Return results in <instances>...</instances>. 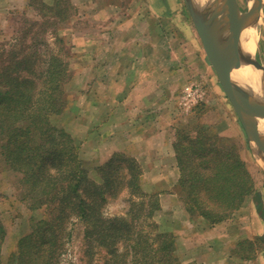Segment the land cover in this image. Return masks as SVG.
<instances>
[{
  "label": "crops",
  "instance_id": "crops-1",
  "mask_svg": "<svg viewBox=\"0 0 264 264\" xmlns=\"http://www.w3.org/2000/svg\"><path fill=\"white\" fill-rule=\"evenodd\" d=\"M36 1L42 3L41 1L46 0H34V2ZM72 1L87 3L92 0H48L50 33L58 36L62 41L65 39L63 40V36L58 34V25L62 24L63 29H66V26L68 29L69 26L72 28L75 18L89 14L73 13ZM104 1L107 4L106 7L111 9L104 12H114L111 15L114 27L108 31L109 33L116 31L119 27L128 28L125 26L129 19L141 23L145 20L147 29L136 30L134 27L135 30L132 29L130 34L122 35L118 45L114 42L111 48L115 51L118 50L119 55H115L116 59L90 60L89 63L83 64L88 66L85 69L89 71L87 74L91 73L90 75L93 77L88 76L90 77L88 82L96 80L99 83L97 91L92 90L88 95L87 106L90 108V103L97 99L101 102L102 109L110 107L103 111V114L108 113L110 122L114 125H135V127L132 126V129L136 130V135L139 136H136L135 139L137 143H132L134 151L131 146L128 147L132 156L140 164L142 171H145L146 177L162 179L165 187L173 188L181 177L177 151L174 148L178 140L175 134L177 126L179 128L180 125L189 124L187 127L190 129L193 128L192 126L195 127L192 124L203 123L197 127H200L202 131L205 130L206 133L211 131L210 134L227 143L228 141L233 143V137H238L239 131L243 130L241 125L239 127L233 122L232 115L229 114L232 110L234 113L235 111L219 83L217 74L219 89L213 88L207 93L206 89L204 90L200 85L194 88L196 86L194 83L186 84L177 89L175 92L177 96L170 97L171 100L167 101V104L162 99L164 93L158 92L160 86L165 91L168 88L167 85L161 84L159 87L157 85L166 73L170 74L172 66L181 64L176 58H171V55H168L170 46L176 45L179 48L182 46L179 40H170L173 39V36L181 35L183 40L189 42L188 46H191L192 52L196 59H199L202 68L207 70L208 65L213 68V60L218 56L232 33V29L228 30L232 22L228 23L231 17L228 15L225 0H209L200 7H195L192 0ZM31 2L32 0H0V36L2 32L6 41L10 40L11 42L6 45L12 44L25 34L26 29L19 31L16 29L19 20L24 19L25 12L17 11L32 9L35 5H32ZM235 2L243 17L249 13L250 9H253L251 27L255 26L257 32L256 49L248 55L243 52L240 68L243 65L254 68L261 76L260 85L262 87L260 88L264 90V0H235ZM219 10L220 13L217 12ZM223 12L225 13L222 17ZM16 15L17 17H15ZM38 17L40 18V16ZM16 18L17 22L14 21ZM260 20H262V25ZM209 21L213 24L214 22L219 23V25L223 23L226 28L216 38L214 49H211L208 44L209 27L207 23ZM2 23L3 30L1 29ZM101 25L102 31L105 30L106 33V28H104L106 22ZM84 27L86 28L83 33L86 29H92L90 23H86ZM193 30L197 37L193 36ZM165 32L166 44L163 38ZM16 33L19 34L18 37L13 36ZM76 33L77 31L73 32V30H70V33L67 32L68 38L65 43L70 39V34L73 37ZM134 33H143L142 38L133 39ZM111 36L112 34L109 35V38ZM86 38L90 39V37ZM87 47L92 51L89 44ZM97 67L98 70H96ZM124 68H127V71ZM172 81L173 83L179 82L178 79ZM241 88L245 96L247 111L258 125V120H264V102L260 103L251 99L246 88ZM187 89H192L195 94L187 93ZM197 90L201 93L200 95H197ZM205 97L207 103L210 98L214 97L225 102L222 105L225 113L231 115V122L212 125V123L208 124L203 121L206 112H197L198 104L196 102ZM105 118H108L107 115ZM197 127L196 130H198ZM239 156L247 165V156L244 158L242 153H239ZM262 171L264 173V166ZM261 187L254 186L252 194L243 199L241 206L229 218L216 223H211L196 212H189L184 199L175 197L176 195L174 196L169 190L162 197L160 196L163 201L162 213L164 216L166 212L168 213V230L173 234L177 231V246L182 252L183 256L181 255V257L184 261L186 263L196 262V264H264V182ZM171 222L174 224L171 225ZM177 224L180 225L179 229H177Z\"/></svg>",
  "mask_w": 264,
  "mask_h": 264
},
{
  "label": "rangeland",
  "instance_id": "rangeland-1",
  "mask_svg": "<svg viewBox=\"0 0 264 264\" xmlns=\"http://www.w3.org/2000/svg\"><path fill=\"white\" fill-rule=\"evenodd\" d=\"M46 1H41L42 3H40L39 1L34 2L32 0L31 4L35 5L36 8L31 7L32 9L17 11L21 13L25 12L24 19L19 20L18 28H16L17 31L26 29L22 38L16 39L10 44V40L6 41V37H3V33L1 32L0 71L3 69L1 67L2 64L8 63L12 55L11 50L19 44L20 50H17V53L20 56L24 55L28 57L30 59L29 62L35 59V64H33L31 70H21L18 74L13 72L12 75L17 79V83L14 85L20 84L22 87L29 88L33 84L38 83L37 86L42 88V84H44L43 80L48 78L42 74V71L48 67L47 65L50 64L51 59L56 56L58 61L65 63L64 68L68 74L67 77L65 74H56L53 77V79L56 78L57 84L61 85V91L55 94L58 95L60 104L62 101L64 102V111L58 115H49L48 124L62 128L72 138L76 149L75 152H77V156L83 161L90 179L97 181V167L105 170L106 168L104 167L109 161L112 163L109 165V169L105 174L112 171L116 174L117 169H119L118 173H120L121 169L127 176H130L134 168L128 166L129 162L137 163L138 167L135 169V172L141 174L139 177V191L141 195L134 197V203H131L128 200L130 196L128 190L115 187L110 194H106L109 198L102 207L103 218H122L131 224L133 229L130 236L134 240L132 242L135 243L137 236L147 237V242L153 248L152 251L148 250L150 252L149 256L151 257H160L164 253L163 250L157 247L159 241L163 239L157 237V233L167 234L169 238L167 237L165 240L167 243L171 241L170 249L168 248L167 251L173 264H196V262L186 263L183 257H181L182 252L179 251L177 246V231L173 234L168 230V213L166 212L164 216L161 210L163 202L161 201V197L168 190L180 199L187 197V194H184L183 190L190 189L192 183L189 178H186L185 189H182L178 183L173 188H169L168 186L165 187L162 179L151 176L149 178L146 177L145 171H142L140 164L132 156L131 150L128 148L131 146V149L134 151L135 148L132 143H137L135 139L139 135H136V130L132 129V126L135 127V125H114V123L110 122L109 114H103V111L110 109V107L102 109V104L97 99L90 103V108L87 106L88 95L92 90L94 92L97 91L99 83L96 80L88 82L91 73L87 74L89 71L85 69L88 66H84L83 64L89 63L90 60L116 59V56L119 55L117 53L118 50L115 51L111 46L114 42L118 45L122 35L130 34L135 30L134 27H136V30L146 28L145 20L141 23L140 21L129 19L127 26H125L128 28L122 29L119 27L116 31L109 33L108 31H111L114 27V21L111 16L114 12H104L111 10L106 7L107 4L104 0H92L87 3L72 1L74 7L72 10L73 13L80 12L89 14L88 16L75 18V24L72 28L69 26L68 29L66 26V29H63V25L59 24L58 34L63 36V40L65 39V41L59 42V37L53 34L51 35L50 33V8L48 6V0ZM16 20L17 18L14 21ZM262 20H260L261 25ZM105 22L106 25L104 28H106V33L105 30L102 31L103 28L101 27V24ZM86 23H90L92 29H86L85 33H83V30L86 28L84 27ZM1 29H4L3 23ZM12 30L14 31V28ZM70 30H73V32L77 31V35L74 34L72 37L70 34V39L65 43L68 38L67 32L70 33ZM110 34H112L111 39L109 38ZM142 35L143 33H134L132 38L141 39ZM13 36L18 37L19 34L17 35L16 33ZM193 36H196L194 30ZM86 37H90V39L87 40ZM163 38L166 44V32ZM170 40H179L181 42V48L172 45L169 47L168 52L171 58H176L181 64L172 66L173 69H171L170 74L167 75L166 73L165 77L161 79V82L160 80L158 81V87L161 84H166L168 87L164 91L162 86H160V90L158 91L159 93H164L162 99H164L165 104L171 100L170 97L177 96L175 92L179 87L186 84L192 85L194 83L196 85L194 88L200 85L204 90L206 89L207 93L213 88L219 89L220 85L217 82L214 69L210 65L207 66V70L201 67L200 61L196 59L191 46H188L189 42L185 39L183 40L181 35H178V37L173 36V39ZM8 42H10V45H6ZM87 44L90 45L92 51L87 49ZM127 68H124V70L127 71ZM96 70H98V67ZM173 79H178L179 82L173 83ZM60 80L61 83H59ZM20 99L18 96L19 101ZM37 99L40 98L37 97ZM202 99L197 100L198 109L196 111L206 112V117L203 118V121L208 124L212 123V125H223V122H231L230 116L232 115L233 122L240 127L241 124L236 113L232 110V112H229L231 115H227L222 105L225 102L223 103L221 99L215 97L210 98L208 103L205 100L207 99L206 97ZM106 115L108 118H105ZM188 125H180L179 128L177 126L178 130H175V134L176 138H178V145L182 143L184 147H187L194 140L198 133L197 131L201 130L197 125H203V123L192 124L195 127L192 126L193 128L190 129H188ZM182 126L184 127L180 130ZM196 127L198 130H196ZM209 132L207 131L208 134L205 133L213 140L214 136ZM239 132L238 137H233V143L228 141L226 144H234L235 152H238V154L242 153L244 158L247 156V168L253 177L254 186L256 188L261 187L264 182V173L262 171L264 161L262 159L261 161L259 160L258 150L253 143H249L246 139L244 130H240ZM3 137L4 134L0 133V140ZM221 140L225 144L226 141ZM217 143L219 144V141ZM203 144L205 146H212L213 148L216 146V144L211 145L210 142L205 141ZM178 145L174 148L177 149ZM183 156H185V153H183ZM261 156L264 157V155ZM185 171L187 173L189 172V166H186ZM31 195L33 194L22 181V175L14 172L4 163L3 159H0V222L5 230V238L1 244L3 259H7L11 251L14 250L20 236L29 233L35 228L32 225L33 220L45 219L48 216V212H45L43 208L37 207L35 201H33V204L29 199L23 200V197L31 198ZM86 223H88L87 220L82 221L78 220L76 216L71 217V221L66 224L64 233H62L64 248L58 256L56 264H149V261L153 260L151 257L145 255V253L136 252V249L129 247V241L121 238L115 245L116 254L113 255L111 245L105 244L106 242L98 243L99 241H92L88 238L85 234ZM170 224L172 225L174 223L171 222ZM177 225V229H179L180 225ZM162 260L157 264H168L167 259Z\"/></svg>",
  "mask_w": 264,
  "mask_h": 264
},
{
  "label": "trees",
  "instance_id": "trees-1",
  "mask_svg": "<svg viewBox=\"0 0 264 264\" xmlns=\"http://www.w3.org/2000/svg\"><path fill=\"white\" fill-rule=\"evenodd\" d=\"M58 41L63 42L59 38ZM19 45L11 50L8 63L2 64L0 71V133L4 134L0 140V159L22 175V181L33 194L31 198L23 197V200L35 201L37 207L48 212V216L33 220L35 228L19 237L7 259H3L2 254L5 230L0 222V264H56L64 248L62 233L72 216L87 220L85 234L92 241L111 245L113 255L121 238L129 241V247L136 252L149 256L148 250L153 248L147 237L137 236L133 243L131 224L122 218L106 219L102 215L103 204L109 198L106 194H110L115 187L127 189L131 203H134V197L141 195V174L135 172L137 163H128L134 170L132 175L127 176L121 169L120 173L117 169L116 174L113 171L105 174L112 163L109 161L105 170L97 167V181L90 179L88 170L75 152L72 138L62 128L48 124L49 115L64 111V102L60 104L56 95L61 91V85L53 77L56 74L67 77L65 63L58 61L56 56L51 59L42 71L48 77L43 80L42 88L37 86L38 83L29 88L14 85L17 79L13 72L18 74L21 70H31L35 64V59L29 62L28 57L17 53ZM197 132L187 147L182 143L176 144L181 169L178 185L185 189L186 178H189L192 183L190 189L183 190L187 194L184 198L187 210L216 223L229 218L241 206L243 199L252 194L255 184L246 163L235 152L234 144H224L215 136L212 140L201 130ZM204 141L216 146H205ZM186 166H189L188 173ZM157 237L163 238L157 247L164 253L160 257H149L156 259L155 264L162 259L173 264L167 251L171 241L167 243L165 240L169 235L157 233ZM153 260L149 264H154Z\"/></svg>",
  "mask_w": 264,
  "mask_h": 264
},
{
  "label": "water",
  "instance_id": "water-1",
  "mask_svg": "<svg viewBox=\"0 0 264 264\" xmlns=\"http://www.w3.org/2000/svg\"><path fill=\"white\" fill-rule=\"evenodd\" d=\"M229 17H231L232 33L227 39L224 47L213 60L212 65L217 74L219 83L225 91L238 120L244 130L246 139L253 143L258 150V158L264 161V135L259 131L258 125L247 111V104L241 86L232 78V73L241 66L243 57L242 43L243 31L251 27L253 9L243 17L237 7L235 0H225ZM261 154V155H260ZM262 161V162H263ZM261 163V162H260ZM262 165V164H261Z\"/></svg>",
  "mask_w": 264,
  "mask_h": 264
},
{
  "label": "bare ground",
  "instance_id": "bare-ground-1",
  "mask_svg": "<svg viewBox=\"0 0 264 264\" xmlns=\"http://www.w3.org/2000/svg\"><path fill=\"white\" fill-rule=\"evenodd\" d=\"M207 1L209 0H192V3L195 7H200ZM217 12L220 13V10ZM224 13L225 12L221 14L222 17L224 16ZM228 23L230 24L231 20H228ZM207 24L209 27L207 32L209 36L208 44L211 49H214L216 46V38L220 33L224 32L226 28L225 26H223V23L222 25H219V23L214 22L213 24V22L209 21ZM232 24L233 23L229 25L228 30L232 29ZM256 40V27L252 26L245 29L243 31L242 51L247 55L253 53L256 49ZM232 78L239 86L246 88L247 94L251 99L260 103L264 102V90L260 88L262 87L260 85L261 76L254 68H252L251 66L243 65L241 68L233 71ZM258 128L261 134L264 135V120H258Z\"/></svg>",
  "mask_w": 264,
  "mask_h": 264
},
{
  "label": "built area",
  "instance_id": "built-area-1",
  "mask_svg": "<svg viewBox=\"0 0 264 264\" xmlns=\"http://www.w3.org/2000/svg\"><path fill=\"white\" fill-rule=\"evenodd\" d=\"M187 93L194 95L195 91H193L192 89H187ZM201 93H199V91L197 90V95H200Z\"/></svg>",
  "mask_w": 264,
  "mask_h": 264
}]
</instances>
